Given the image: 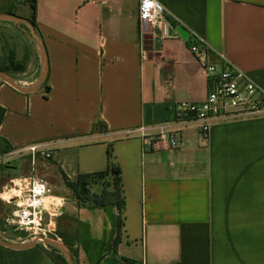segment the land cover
<instances>
[{"label":"crops","instance_id":"crops-1","mask_svg":"<svg viewBox=\"0 0 264 264\" xmlns=\"http://www.w3.org/2000/svg\"><path fill=\"white\" fill-rule=\"evenodd\" d=\"M35 1L36 26L23 25L34 45L12 77L25 87L40 77L38 42L48 73L32 93L0 80V152L11 148L18 171L0 204L10 180L31 173L21 150L42 145L52 158H37L35 173L65 200L52 230L73 240L75 264H264V114L214 121L208 140L176 118L178 104L206 100V65H232L264 91V0H157L168 35L145 54L140 0ZM140 127L176 132L180 145L144 146ZM112 166L118 180L103 182L123 206L84 204L68 186Z\"/></svg>","mask_w":264,"mask_h":264},{"label":"built area","instance_id":"built-area-1","mask_svg":"<svg viewBox=\"0 0 264 264\" xmlns=\"http://www.w3.org/2000/svg\"><path fill=\"white\" fill-rule=\"evenodd\" d=\"M164 13L165 7L157 0H140L142 54L146 53L144 48L146 36L152 39L157 36L167 37ZM190 50L202 56L207 48L204 43L195 41ZM204 69L209 89L206 100L201 103L178 104L177 120L184 124L200 123L201 136L208 140L210 127L214 121L256 118L264 114V91L246 73L232 65H206ZM136 131L142 135L143 145L152 149L157 148L161 142H167L171 148L180 145L178 134L166 132L164 127L159 128L156 136L148 135L145 127H140ZM21 152L31 155V173L10 180L1 194V200L11 207L4 219V225L16 234H23L24 236L18 239L25 243L53 233L50 226L65 200L56 196L50 184L35 173L37 158L50 160L51 152L42 145H32L23 148Z\"/></svg>","mask_w":264,"mask_h":264},{"label":"rangeland","instance_id":"rangeland-1","mask_svg":"<svg viewBox=\"0 0 264 264\" xmlns=\"http://www.w3.org/2000/svg\"><path fill=\"white\" fill-rule=\"evenodd\" d=\"M3 3V6H1V9H5V4H15V14H19L22 16L23 14H26L27 16L31 13L30 3L28 0H1ZM25 23H21L20 25L24 27ZM32 48V41L29 39V37L26 35L22 29H20L17 25L9 22L0 21V51L1 53H9L11 50H14L17 54V59L22 60L24 58V55L28 53V51ZM0 146H1V140H0ZM3 154L0 152V168L3 169L4 173L0 175V191L1 186L6 183L10 178L17 176L18 171L16 168L12 167L13 165V153L11 150H8L5 148V146L2 148ZM92 185L98 186L97 192L94 194L90 192L91 187L88 188L90 199H94L95 197H99V199H102V193L103 191L107 193H113L109 192L106 188V181L103 182V179H99L95 182H91ZM62 191L64 188H61ZM98 193L99 195H97ZM119 193V191L117 192ZM115 201H118V197H114ZM113 200V197H110L107 199V201ZM7 205V204H6ZM0 204V214L4 215L8 211V205ZM10 207V206H9ZM51 228H54L53 224L50 226ZM24 236L23 234H16L9 228H7L4 225V220L0 221V239L7 241L8 243L16 244V245H24L28 244L33 240L27 241L25 243H22L19 241L18 237ZM45 237V236H42ZM46 238L49 239H58L61 242L64 243L63 239L58 236L56 232H53L51 234H47ZM65 244V243H64ZM66 245V244H65ZM67 246V245H66ZM35 250L29 254L30 261L28 260L27 264H67L66 255L59 249L46 244L41 239L39 242L34 246ZM33 247V248H34ZM52 247V248H50ZM68 247V246H67ZM61 257H64L66 262L62 260ZM11 260H14L12 258H8L6 255L2 257V261L5 264H10Z\"/></svg>","mask_w":264,"mask_h":264},{"label":"trees","instance_id":"trees-1","mask_svg":"<svg viewBox=\"0 0 264 264\" xmlns=\"http://www.w3.org/2000/svg\"><path fill=\"white\" fill-rule=\"evenodd\" d=\"M31 6V16L28 20V22L35 27L36 22H35V10H36V1L35 0H28ZM9 14L13 13V11L8 12ZM15 13V12H14ZM34 44L32 43V46ZM29 59V54L26 53L24 55V58L22 60L17 59V54L14 50H11L9 53H1L0 51V70L13 76L16 73H22L26 70L27 63ZM4 109L0 107V124L4 115ZM103 126V125H100ZM8 150H11L9 146H5ZM120 174V170L117 167H110L107 171L97 173L94 175H87V176H82L79 177L76 183H68V186L73 189L75 192L77 198L82 202V203H88L91 202L94 205H105V204H110L115 201L114 197H118V201L114 202L117 203L120 206L124 205V202L122 199H120V194L118 192V188L116 187L115 192L113 193H107L103 191L102 193V199H99V197H95L93 200L90 199L88 189H86L87 194L85 196H80V186L81 184H85L86 186H91V182H95L99 179H105L108 176H112L118 180V176ZM110 197H113V200L107 201ZM60 238L63 239L64 243L68 246L70 249L72 256L74 258V261L76 260L78 256V251L75 247V244L72 239H69L65 237L62 234L58 235ZM52 248V247H50ZM35 250V247L30 249V250H25V251H14L11 249L4 248L0 245V264H5L2 261V257L6 255L8 258H12L14 260H11L10 264H27L28 260L30 261L31 258H29V254H31ZM64 262H66L64 257H61ZM68 264V262H66Z\"/></svg>","mask_w":264,"mask_h":264},{"label":"water","instance_id":"water-1","mask_svg":"<svg viewBox=\"0 0 264 264\" xmlns=\"http://www.w3.org/2000/svg\"><path fill=\"white\" fill-rule=\"evenodd\" d=\"M0 21L9 22V23H13V24L17 25L20 29H22V31H24L26 33V35L29 37L30 40L33 39L32 35H30V33L27 32V29L22 27L20 24L24 22L25 24H27L32 29H33V26L30 23L21 20L18 16L14 15V14H1L0 13ZM176 31L181 36V38L184 40H187L190 36L189 32L185 28H183L182 26L177 27ZM38 45L40 47L39 54L42 57V70H41L40 77L37 79V81L31 87H25V86L18 84L11 75H9V74L1 71V70H0V80L4 83L9 84L10 86L14 87L15 89H17L18 91H21L23 93H32V92L38 91L42 87V85L45 83L47 73H48V64H47V59H46V53L44 51L42 43L38 42ZM144 45H145V47H144L145 50H152V38L150 36L145 37ZM86 194H87L86 185L81 184L80 196H85ZM39 239L44 241L46 244L51 245V246L61 250L66 255V259H67L68 264H75V261H74V258L72 256L70 249L63 242H61L58 239H49L46 237H36L30 243L24 244V245L12 244V243H8L7 241L0 239V245L4 248L11 249L14 251H25V250L32 249L39 242Z\"/></svg>","mask_w":264,"mask_h":264}]
</instances>
